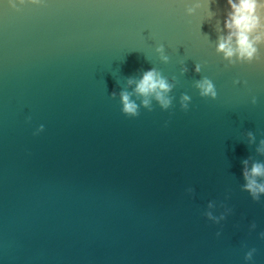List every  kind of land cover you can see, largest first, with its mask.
<instances>
[{
	"label": "water",
	"instance_id": "obj_1",
	"mask_svg": "<svg viewBox=\"0 0 264 264\" xmlns=\"http://www.w3.org/2000/svg\"><path fill=\"white\" fill-rule=\"evenodd\" d=\"M225 11L226 0H0V264H264V196L240 187L241 161L264 162V46L225 67ZM152 67L176 77L173 107L126 117L109 95ZM203 76L215 100L198 95ZM209 201L232 212L214 224Z\"/></svg>",
	"mask_w": 264,
	"mask_h": 264
},
{
	"label": "clouds",
	"instance_id": "obj_2",
	"mask_svg": "<svg viewBox=\"0 0 264 264\" xmlns=\"http://www.w3.org/2000/svg\"><path fill=\"white\" fill-rule=\"evenodd\" d=\"M25 2L26 0H16L14 3L13 0H9V5L17 8V4L23 5ZM27 3L39 5L41 4V0H27ZM196 7H199V5L187 7L185 9L186 14L191 15ZM209 12L210 19L216 15V13L210 10ZM215 30L218 33L215 41V51L227 62L225 67H231L237 63L250 64L253 61H258L260 59L259 49L264 46V0H226L223 28L220 27V21L217 20ZM155 51L159 54L161 62L168 63L170 58L165 54L163 44L158 45ZM194 71L200 73L201 65L196 63ZM186 72L187 68L182 65L180 74L183 75ZM233 83L239 84L241 81L236 80ZM175 87L176 77H172L169 80L161 71L152 67L150 70L143 71L138 78H127L121 91L119 93L112 92L109 96L113 99L118 96L121 113L126 117L135 118L140 115L141 108L148 112L153 111L154 102L162 111H167L172 108L175 97L170 95V93ZM194 87L198 90V95L201 98L211 100L217 98L216 86L206 76L195 80ZM129 88H131V91H129ZM191 99L188 94H180L179 107L182 111H188ZM251 103L253 105L257 103L255 97L252 98ZM28 119L30 120V117ZM43 130L44 125H40L36 128L33 135H37ZM246 136L249 144L256 141V136L253 132H247ZM256 152L264 155V139L259 141ZM249 159L241 161L242 176L245 183L240 187L241 191L248 193L253 202H259L261 196H264V162L253 161L249 166ZM185 191L190 195L194 194V189L191 187L185 189ZM220 206L224 208V211L219 215H213L211 209L216 207V202L209 201L207 210L203 213L214 224H220L232 212L231 208L225 207L223 204ZM255 228L256 224L252 222L249 225V231ZM216 235L220 236L221 233L218 231ZM258 235L260 239H264V231H261ZM255 253L256 249L250 248L245 253L244 260L251 261Z\"/></svg>",
	"mask_w": 264,
	"mask_h": 264
}]
</instances>
